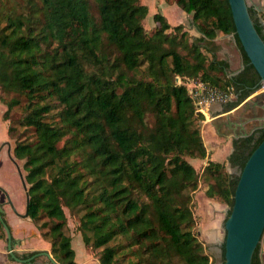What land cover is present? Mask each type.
Here are the masks:
<instances>
[{"label": "trees", "instance_id": "16d2710c", "mask_svg": "<svg viewBox=\"0 0 264 264\" xmlns=\"http://www.w3.org/2000/svg\"><path fill=\"white\" fill-rule=\"evenodd\" d=\"M141 1L0 0L4 120L23 162L29 216L59 264H79L65 208L78 217L85 246L101 249L100 264H212L198 238L194 192L208 185L207 195L229 206L226 221L238 172L264 140V127L235 138L226 162L197 172L189 159L208 151L190 85L229 94V111L262 86L261 76L228 0H177L193 16L194 37L162 13L148 33ZM249 11L264 40V15ZM220 32L236 38L245 65L237 74L217 54ZM0 237L7 240L1 221ZM260 249L252 264H263Z\"/></svg>", "mask_w": 264, "mask_h": 264}, {"label": "crops", "instance_id": "0c3cea01", "mask_svg": "<svg viewBox=\"0 0 264 264\" xmlns=\"http://www.w3.org/2000/svg\"><path fill=\"white\" fill-rule=\"evenodd\" d=\"M248 3L249 6H253L264 15V0H248ZM225 37L224 35H218L219 39H225ZM217 43H220L219 40ZM223 49L222 54L225 57L221 59L228 60L232 69L239 66L234 72L240 70L242 63L240 64L238 52L235 50L228 52L224 44ZM261 87L232 110L226 111L224 103L220 102H214L210 105L208 114L205 115L202 123V136L208 155L204 159L190 160L197 172L202 173L210 161L226 162L233 151V140L245 134L249 135L261 127L264 123V89ZM0 186L9 192L17 211L15 212L10 205L4 206V219L16 241L14 250L20 256L38 252L32 259V264H52L50 259L43 254V252H49L53 256L52 243L42 236L37 224L30 216L19 215L26 212V195L18 170L9 157L8 149L3 148L0 150ZM206 190L207 187L203 185H200L196 190L194 195L195 211L201 217L200 233L202 238L213 250L218 251L225 237L224 223L229 207L226 203L206 195ZM2 200L0 198V201ZM75 240H77L76 246L74 237H72V247L76 252L75 259L79 264H100L98 258L94 257L89 248L85 246L81 234L78 233ZM260 254L264 264V235L261 241ZM0 264H24L12 259L7 248V240L1 237Z\"/></svg>", "mask_w": 264, "mask_h": 264}, {"label": "water", "instance_id": "95a60500", "mask_svg": "<svg viewBox=\"0 0 264 264\" xmlns=\"http://www.w3.org/2000/svg\"><path fill=\"white\" fill-rule=\"evenodd\" d=\"M228 1L241 44L251 63L259 72L261 81L264 84V40L255 27L249 11L248 0ZM233 39L236 41L234 36ZM244 67L245 65L242 64L240 70ZM240 70L234 72V74H237ZM261 127H264V123ZM244 136H248V134ZM8 145L9 157L18 170L26 195V212L25 214H18L26 217L29 216L30 194L21 167L13 156L10 143ZM238 174L240 179L235 192V201L231 213L224 223L225 237L221 242V246L222 244L225 245L224 264H252L255 250L264 235V140L255 149L243 170ZM0 191L5 196L0 201V221L3 223L6 232L7 248L10 255L16 262L32 264L31 261L34 256L24 259L19 257L14 250L16 241L4 219V206L10 205L15 212L17 211L9 192L2 186H0ZM228 212L229 209L227 214ZM43 254L50 259L52 264H59L49 252H43Z\"/></svg>", "mask_w": 264, "mask_h": 264}, {"label": "rangeland", "instance_id": "374dc122", "mask_svg": "<svg viewBox=\"0 0 264 264\" xmlns=\"http://www.w3.org/2000/svg\"><path fill=\"white\" fill-rule=\"evenodd\" d=\"M141 2L145 5H147L148 9H149L148 15L144 20V27L148 33L151 34L155 28L156 23L154 21V15L156 13H162L163 15H165V17L167 18L169 23H171L172 26L182 24L184 26V30L189 33L190 37L201 36V34L192 25V23H193L192 14H189V13L183 11L182 8L177 3L178 2L177 0H142ZM219 34L226 36L225 39H219L218 36L216 37V39L218 38L217 41L219 40V42H220V43H217V41H215V43L219 47L218 52H217L219 58L225 57V55L222 54L224 51V49H223V44H224L225 48H226V50H228V52H232V50L233 51L235 50L236 52H238V54H239L238 56L240 58V64H241L242 63L241 53H240V50L237 46L236 41H234V39H233V35L232 34H224L221 32ZM226 56L228 57V55H226ZM236 67L239 68V66H236ZM237 68H234V67H233V69L230 68V71L234 73V70H236ZM12 96L13 95H7L6 99L9 100ZM195 105H196V103H195ZM6 109H7V106L1 100V91H0V148L8 149L9 148L8 143H10V147L12 148V153H13V149L15 147V142H16L15 140L16 139L14 137L10 136V134L8 133L10 121L4 120V112L6 111ZM196 109L199 112L197 105H196ZM200 113H202V112H200ZM207 114H208V112H207ZM207 114H205V115H207ZM205 115H204V119H205ZM19 134H20V132H17L16 136H19ZM207 155H208V153H207ZM189 160H191V159H189ZM16 161L18 162V164L21 167V170L23 171L22 160L16 159ZM226 170L230 173L237 172V169L232 168L229 164H226ZM23 173L25 174V172H23ZM199 174H201V173H199ZM200 185L206 186L207 189L209 187L204 182L201 183ZM195 193H196V191L194 192V195H195ZM206 195H207V190H206ZM0 197L1 198L5 197L1 191H0ZM214 199H216V198H214ZM195 207H196L195 196H193V212H194V215L196 217L197 228L199 230L198 238L202 242L204 249H205V252L209 255L211 263L212 264H222V248H221V246L219 247L218 251L213 250L212 247L207 245V243L205 242V240L201 236V233H200V219H201V217H200V215H198L196 213ZM65 211H66V215L68 218L67 226L65 228V233L67 235L71 236V238L74 237V244L76 246L77 240H75V239L77 238V234L78 233L81 234V232L78 230V217L76 215H71L68 208H65ZM47 240L50 241L49 239H47ZM260 244H261V242H260ZM89 250L92 252L94 257L98 258L99 251L101 249L92 250L91 248H89ZM75 257H76V252H75ZM75 257H74V259H75Z\"/></svg>", "mask_w": 264, "mask_h": 264}, {"label": "built area", "instance_id": "2783aa9c", "mask_svg": "<svg viewBox=\"0 0 264 264\" xmlns=\"http://www.w3.org/2000/svg\"><path fill=\"white\" fill-rule=\"evenodd\" d=\"M191 86V95L198 106L199 112L204 115L210 109V105L214 102L225 103L230 99V95L213 88H209L203 82H194ZM262 89H264V84H262Z\"/></svg>", "mask_w": 264, "mask_h": 264}, {"label": "flooded vegetation", "instance_id": "af4514ba", "mask_svg": "<svg viewBox=\"0 0 264 264\" xmlns=\"http://www.w3.org/2000/svg\"><path fill=\"white\" fill-rule=\"evenodd\" d=\"M2 148H0V150H1ZM38 254V252L35 254V255H37ZM35 255H33V256H35Z\"/></svg>", "mask_w": 264, "mask_h": 264}]
</instances>
